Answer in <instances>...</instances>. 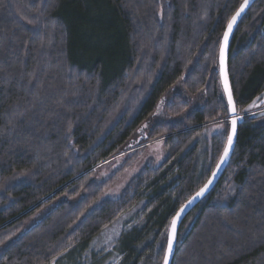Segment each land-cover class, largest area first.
<instances>
[{
	"label": "trees",
	"instance_id": "obj_1",
	"mask_svg": "<svg viewBox=\"0 0 264 264\" xmlns=\"http://www.w3.org/2000/svg\"><path fill=\"white\" fill-rule=\"evenodd\" d=\"M242 1L0 0V264H60L123 215L112 253L97 254L162 264L172 218L225 147L218 52ZM227 73L234 147L182 220L170 264H264V110L248 113L264 91V0L238 22ZM212 126L221 132L206 138ZM161 140L159 165L148 158L101 199L121 171L92 180L101 163Z\"/></svg>",
	"mask_w": 264,
	"mask_h": 264
},
{
	"label": "rangeland",
	"instance_id": "obj_2",
	"mask_svg": "<svg viewBox=\"0 0 264 264\" xmlns=\"http://www.w3.org/2000/svg\"><path fill=\"white\" fill-rule=\"evenodd\" d=\"M161 103L160 102L157 111L155 113L156 118L159 116V112L161 110ZM264 110V91L255 98L253 103L250 106L249 112L250 114H254L260 111ZM154 115V116H155ZM240 119L242 118V115H239ZM152 119V118H151ZM150 121H146L143 123V125L139 128V130L136 133V136L134 138V142H131V144H137L138 142L144 140L147 129L150 126ZM221 128L219 126H212L210 128H207L204 133L206 134V138L210 137L214 133H219ZM130 144V145H131ZM138 147V146H137ZM136 147L130 146L114 156L113 158L101 163L99 167L96 169V171L93 174L92 180L95 181H101L106 178L111 177L115 172L118 170H121L117 174V178L112 183V185L106 189L103 194L101 195V199H113L119 197L124 187L127 185V183L132 179L134 175L137 174V172L140 170L144 162L151 158L153 159V162L155 165H159L163 158H164V151H163V141H153L145 143L142 147L141 152L138 156V158L135 161H131L130 159L133 156V152H135ZM130 160V161H129ZM130 162V165L128 163ZM124 217L126 215H123L120 217L117 221H115L111 226L104 229L97 237H95L91 245L89 246L88 250H85L80 253V250H75L76 252L73 253V251L62 258L60 264H107L105 263V256H99L97 254V250H108L109 253H112V245L116 240L118 239L121 231L124 228ZM86 259H89V261L86 262ZM108 260V259H107ZM109 261V260H108Z\"/></svg>",
	"mask_w": 264,
	"mask_h": 264
},
{
	"label": "water",
	"instance_id": "obj_3",
	"mask_svg": "<svg viewBox=\"0 0 264 264\" xmlns=\"http://www.w3.org/2000/svg\"><path fill=\"white\" fill-rule=\"evenodd\" d=\"M255 0H249V4L248 6L245 8V10L241 13V15L237 18L236 23L233 25V28L227 38V44L225 46V40H224V34L225 32L228 30L227 26L228 23L231 21H228L225 30L222 34L221 37V41H220V46H219V52H218V66H219V79H220V85L221 88L223 90L225 99L227 101L228 104V93L225 91V87H224V78L225 75L227 76V81H228V88L231 91L230 88V84H229V78H228V73H227V57H228V50H229V45H230V41H231V37L232 34L238 24V22L240 21V19L243 17V15L245 14V12L250 8V6L254 3ZM244 0L242 1L241 4H243ZM240 4V6H241ZM240 6L238 7V9L235 11V13L239 10ZM235 13L233 15H235ZM223 48L224 50V54H223V58L221 57V49ZM232 94V92H231ZM233 99V97H232ZM234 104V102H233ZM235 107V106H234ZM228 110H229V130H228V135H227V140L225 143V147L227 146V141H228V136L229 135H233V125H232V121L233 119L236 120V124H237V116H236V111L233 112L231 107L228 105ZM235 138H236V125H235V134L233 136V144L229 150V154L228 156L224 159L223 163H221V157L224 155V149L220 155V158L218 159L213 171L211 172L209 178L207 179V181L204 183V185L195 193L193 194L180 208L179 210L176 212V214L174 215V217L172 218L169 228H168V232H167V241H166V248H165V252H164V256H163V261L162 264H165V256L168 255V264H170L171 259L173 257V253H174V249H175V245H176V240H177V231L178 228L182 222V220L184 219V217L190 212V210H192V208H194V206H196L210 191L211 189L215 186V184L217 183V181L219 180V178L221 177L227 162L230 158V155L232 153L233 147H234V143H235ZM219 165V167H217ZM215 173V175H213ZM209 181H211V183L209 184ZM205 185H208L207 189L204 191V193L200 196H197V193H199L201 191V189H203L205 187ZM190 202V203H189ZM179 214V215H178ZM176 221L175 225L173 226V221ZM174 230V231H173ZM170 238L172 239V252L169 254L168 253V244H169V240Z\"/></svg>",
	"mask_w": 264,
	"mask_h": 264
},
{
	"label": "snow or ice",
	"instance_id": "obj_4",
	"mask_svg": "<svg viewBox=\"0 0 264 264\" xmlns=\"http://www.w3.org/2000/svg\"><path fill=\"white\" fill-rule=\"evenodd\" d=\"M248 4H249V0H244L243 4H241L239 10L235 13V15L232 16L231 21L228 23V26H227L228 30L224 34L225 46L227 44V38H228L232 28H233V25L236 23L237 18L245 10V8L248 6ZM223 54H224V50L222 48L221 49V57L222 58H223ZM224 87H225V91L228 93V105L231 107L232 111L235 112V107H234V104H233L232 94H231V91L228 88V81H227V76L226 75H225V78H224ZM232 125H233V128H232L233 135H229L228 136L227 146L224 149V155L221 157V163H223L224 159L228 156L229 150H230V148H231V146L233 144V136L235 134V125H236V120L235 119H233ZM217 167H219V165ZM213 175H215V173ZM210 183H211V181H209V184ZM207 187H208V185H205V187L203 189H201V191L199 193H197V196L202 195L204 193V191L207 189ZM175 223H176V221L174 220L173 221V226L175 225ZM171 252H172V239L170 238L169 244H168V253L170 254ZM165 264H168V255L165 256Z\"/></svg>",
	"mask_w": 264,
	"mask_h": 264
}]
</instances>
